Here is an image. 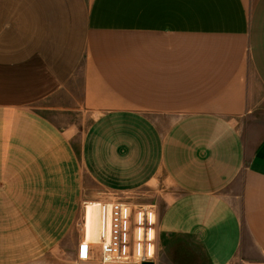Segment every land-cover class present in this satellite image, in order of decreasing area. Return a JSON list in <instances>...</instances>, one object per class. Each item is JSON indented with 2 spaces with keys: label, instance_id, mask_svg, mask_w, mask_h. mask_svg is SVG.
<instances>
[{
  "label": "crops",
  "instance_id": "crops-1",
  "mask_svg": "<svg viewBox=\"0 0 264 264\" xmlns=\"http://www.w3.org/2000/svg\"><path fill=\"white\" fill-rule=\"evenodd\" d=\"M120 197L153 264H264V0H0V264Z\"/></svg>",
  "mask_w": 264,
  "mask_h": 264
},
{
  "label": "built area",
  "instance_id": "built-area-1",
  "mask_svg": "<svg viewBox=\"0 0 264 264\" xmlns=\"http://www.w3.org/2000/svg\"><path fill=\"white\" fill-rule=\"evenodd\" d=\"M120 197L97 204V240L85 238V221L74 264H153L156 258L157 217L154 204ZM86 208H84V211Z\"/></svg>",
  "mask_w": 264,
  "mask_h": 264
},
{
  "label": "rangeland",
  "instance_id": "rangeland-1",
  "mask_svg": "<svg viewBox=\"0 0 264 264\" xmlns=\"http://www.w3.org/2000/svg\"><path fill=\"white\" fill-rule=\"evenodd\" d=\"M94 201H88L86 200H82L80 202V209L78 214L75 217L74 220V224L72 229L70 230V232L67 233L66 237H65V242H64V252H63V259L66 261H71L72 256H71V252H70V245H71V240L74 238H79V236L81 235V229L82 228V223H83V214H84V208H86V205L89 203H93ZM82 206V208H81ZM98 213V212H97ZM84 220H85V214H84ZM96 227L98 228V215H97V224ZM240 264V263H239Z\"/></svg>",
  "mask_w": 264,
  "mask_h": 264
},
{
  "label": "bare ground",
  "instance_id": "bare-ground-1",
  "mask_svg": "<svg viewBox=\"0 0 264 264\" xmlns=\"http://www.w3.org/2000/svg\"><path fill=\"white\" fill-rule=\"evenodd\" d=\"M97 204H91L86 206L85 210V235L87 240L96 237L97 235V215H98ZM98 212V213H97ZM97 240V239H95Z\"/></svg>",
  "mask_w": 264,
  "mask_h": 264
},
{
  "label": "water",
  "instance_id": "water-1",
  "mask_svg": "<svg viewBox=\"0 0 264 264\" xmlns=\"http://www.w3.org/2000/svg\"><path fill=\"white\" fill-rule=\"evenodd\" d=\"M147 264H151V263H147Z\"/></svg>",
  "mask_w": 264,
  "mask_h": 264
}]
</instances>
